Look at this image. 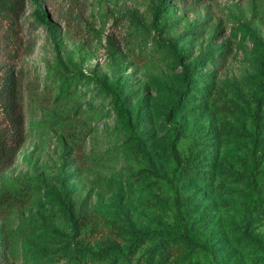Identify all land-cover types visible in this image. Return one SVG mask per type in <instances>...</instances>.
Returning <instances> with one entry per match:
<instances>
[{
  "label": "rangeland",
  "instance_id": "374dc122",
  "mask_svg": "<svg viewBox=\"0 0 264 264\" xmlns=\"http://www.w3.org/2000/svg\"><path fill=\"white\" fill-rule=\"evenodd\" d=\"M41 2L58 44L34 26L32 0L14 41H3L0 17V74L20 81L25 131L0 191L30 198L0 213L1 264H122L131 247L132 264H264V201L253 205L251 178L253 155L264 174V0L174 5L166 25L154 22L158 0ZM227 46L224 64L210 62ZM60 74L73 93L54 105ZM107 87L123 89L126 115ZM5 115L0 101L3 128ZM175 126L194 163L180 186L186 224L211 248L180 244L164 259L158 246L179 233Z\"/></svg>",
  "mask_w": 264,
  "mask_h": 264
},
{
  "label": "trees",
  "instance_id": "16d2710c",
  "mask_svg": "<svg viewBox=\"0 0 264 264\" xmlns=\"http://www.w3.org/2000/svg\"><path fill=\"white\" fill-rule=\"evenodd\" d=\"M205 1L206 0H158V4L156 5L154 10V22L157 25H166V21H164L165 14L170 12L174 8V5L182 4V6H185L186 4H201ZM32 2L35 6L32 12L34 26H47L52 31L54 42L58 44L60 34L58 32L55 22L51 18V15L48 11L43 9V4L41 0H32ZM25 12L26 0H0V17L4 21L8 22V30L4 33V38H2L3 41L10 42L16 39L17 24L19 23ZM190 31L191 33L196 32L195 28H192ZM251 35L255 37L254 34ZM227 48V50L219 53L218 55L212 56L210 62H217L221 65L224 64L230 52V47L227 46ZM33 49L34 46L30 49L31 53L33 52ZM261 68L264 71V56L261 60ZM186 72L188 75H190V70L188 68L186 69ZM19 85L20 81L13 71L8 70L3 74H0V101L2 102L6 114L5 118L7 119L5 121V127H0L1 171L7 169L14 163L18 151L21 149V146L25 142V131L23 128L22 113L19 111L16 103V101L20 97L18 89ZM107 90L112 95L117 114L120 116L126 115V111L123 106L126 95L124 94L123 89L118 87H107ZM37 91L38 87L36 88L30 86V101L34 100ZM72 93L73 90L71 78L65 74H60L58 92L54 99V105H60L61 101L69 98ZM261 98L262 95L260 96L259 100ZM174 128V136L171 143L173 148L178 150V155L176 156V162L174 165L172 178L169 181L174 189L175 206L177 211V227L179 233L176 235L166 233V240H164L163 244H160L158 246L159 255L161 258L164 259L169 256L175 255L176 253L181 251L180 244H183L184 246L191 249L210 250L211 248L209 244L196 239L191 234L186 224V202L183 201L182 196L180 194V186L184 174L186 173V171H190L191 167H194V163L191 161L188 151L183 149L184 145L181 139L180 129L177 126H175ZM74 147L78 148L77 142L74 144ZM138 175V173L135 174L133 171L129 170L128 177H130L131 179L137 178ZM157 175L159 174L157 173ZM251 178L253 183V189L255 192L253 205L256 206L258 203L264 201V174L260 176L258 175L257 159L255 158V155L252 156L251 161ZM29 201L30 198L26 197L25 194H21L11 190L0 191V213L1 211L7 212L14 208L25 207L29 204ZM70 203L74 205L78 202L74 203L70 201ZM80 215H82V219L87 218L86 213ZM139 239L140 236H137L135 241L137 242ZM176 240L179 244H177ZM165 242H167V244ZM171 242H173V244ZM2 253L3 252L1 251L0 245V255ZM134 253V249H132V247L129 248V250L126 252V262H122V264H132ZM148 262L149 264L154 263L153 260H149ZM156 264H158V262Z\"/></svg>",
  "mask_w": 264,
  "mask_h": 264
}]
</instances>
